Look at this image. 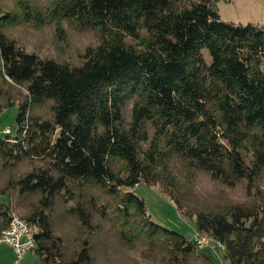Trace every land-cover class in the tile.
Returning a JSON list of instances; mask_svg holds the SVG:
<instances>
[{
	"label": "trees",
	"instance_id": "16d2710c",
	"mask_svg": "<svg viewBox=\"0 0 264 264\" xmlns=\"http://www.w3.org/2000/svg\"><path fill=\"white\" fill-rule=\"evenodd\" d=\"M218 3L0 0V234L17 213L45 264H264V26Z\"/></svg>",
	"mask_w": 264,
	"mask_h": 264
},
{
	"label": "rangeland",
	"instance_id": "374dc122",
	"mask_svg": "<svg viewBox=\"0 0 264 264\" xmlns=\"http://www.w3.org/2000/svg\"><path fill=\"white\" fill-rule=\"evenodd\" d=\"M218 5L221 17L224 20L242 24H246L249 21H257L264 26V0H219ZM204 51L205 53L207 52L206 49ZM17 113L18 104L6 108L0 114V135L4 134L2 130L6 127H10L11 133L15 134ZM133 190L145 199L148 212L155 221L182 232L188 238L193 237L194 231L196 232L195 222L183 217L170 197L162 193L158 186L140 183ZM5 200H7L6 197ZM5 246L9 247L5 244L0 247ZM40 262L45 264L42 261Z\"/></svg>",
	"mask_w": 264,
	"mask_h": 264
},
{
	"label": "built area",
	"instance_id": "2783aa9c",
	"mask_svg": "<svg viewBox=\"0 0 264 264\" xmlns=\"http://www.w3.org/2000/svg\"><path fill=\"white\" fill-rule=\"evenodd\" d=\"M2 131L10 133L11 129L6 127ZM194 240L199 249L217 250L223 247L222 243L202 231H196ZM2 244H7L13 249L14 258L11 264H19L23 256L36 245L28 222L17 213L12 214L9 225L0 234V246Z\"/></svg>",
	"mask_w": 264,
	"mask_h": 264
},
{
	"label": "crops",
	"instance_id": "0c3cea01",
	"mask_svg": "<svg viewBox=\"0 0 264 264\" xmlns=\"http://www.w3.org/2000/svg\"><path fill=\"white\" fill-rule=\"evenodd\" d=\"M194 233L196 232L194 231ZM194 233H193V237H194ZM13 258H14V252L11 246L9 247L5 246L0 249V264H11ZM39 259L40 258L37 256V254L32 249V250H29V252H27L24 255V257L21 259L19 264H41L40 261L42 260H39Z\"/></svg>",
	"mask_w": 264,
	"mask_h": 264
}]
</instances>
